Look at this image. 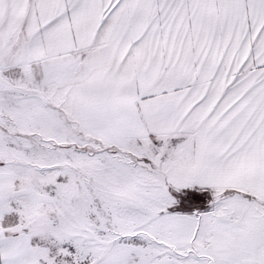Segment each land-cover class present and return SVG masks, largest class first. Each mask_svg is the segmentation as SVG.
I'll use <instances>...</instances> for the list:
<instances>
[{
  "label": "snow or ice",
  "instance_id": "6c2138e0",
  "mask_svg": "<svg viewBox=\"0 0 264 264\" xmlns=\"http://www.w3.org/2000/svg\"><path fill=\"white\" fill-rule=\"evenodd\" d=\"M0 264H264V0H0Z\"/></svg>",
  "mask_w": 264,
  "mask_h": 264
}]
</instances>
